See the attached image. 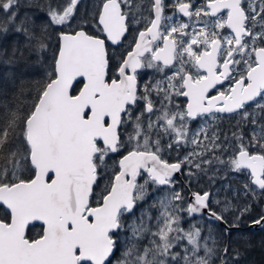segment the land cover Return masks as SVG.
I'll return each mask as SVG.
<instances>
[{
  "label": "snow or ice",
  "instance_id": "1",
  "mask_svg": "<svg viewBox=\"0 0 264 264\" xmlns=\"http://www.w3.org/2000/svg\"><path fill=\"white\" fill-rule=\"evenodd\" d=\"M81 4L0 0V37L22 38L0 46L6 63L69 29L43 77L0 101V264H240L212 227L183 224L199 215L227 235L264 199V0ZM173 151L185 154L170 163ZM222 170L242 187L189 199L175 179L212 187Z\"/></svg>",
  "mask_w": 264,
  "mask_h": 264
},
{
  "label": "trees",
  "instance_id": "2",
  "mask_svg": "<svg viewBox=\"0 0 264 264\" xmlns=\"http://www.w3.org/2000/svg\"><path fill=\"white\" fill-rule=\"evenodd\" d=\"M93 2L94 0H82V4L80 5L81 12H90ZM68 30L69 29L63 26H53L49 29V32L52 34L51 41L49 42L46 40L45 43H50V47L44 52H33L31 55L26 54V59L17 61L16 63H6L3 58H0V101L7 100L11 102L14 96H19L21 91L27 93L32 87L33 82L43 77L44 66L50 62L58 43L57 34L61 31ZM17 40H20L22 43V38L15 35L0 37V46L9 47L16 43ZM123 47H127V42H125ZM122 50V48L115 49L117 55H119ZM109 51L111 52L113 49L110 47ZM20 98L23 99V97ZM175 154L181 156L183 152H175ZM118 157L117 155H113L109 164L117 160ZM176 158L174 160H176ZM97 191H99V189H97ZM188 193L187 189H185L186 196H188ZM261 203L263 206L264 199H261ZM2 217L3 212L0 211V218ZM218 229L220 232L222 230L224 233L223 227L218 226ZM38 230L39 225H37L35 229H31L30 235H34ZM241 234H244L246 237H251L252 247L250 249H245L244 243L240 239ZM262 239H264V228L258 231L248 230L237 236H233L231 242L228 244H230L232 248H237L240 252L244 253V256L240 260V264H264V248H262L259 243Z\"/></svg>",
  "mask_w": 264,
  "mask_h": 264
},
{
  "label": "flooded vegetation",
  "instance_id": "3",
  "mask_svg": "<svg viewBox=\"0 0 264 264\" xmlns=\"http://www.w3.org/2000/svg\"><path fill=\"white\" fill-rule=\"evenodd\" d=\"M167 14L171 15V12L169 11ZM181 18L186 19L183 17H181ZM149 75H151V73H149ZM145 79H147V77H145ZM213 94H215V93H213ZM236 119H238V118H233V117L225 114L222 118V121L220 122V127L224 131H228L231 128V126L236 123ZM202 122L203 121H201L200 119H197L195 121H191L190 123L193 126H196V125H200ZM176 157H177V155L175 154L174 151L171 153H166L164 156V158L168 159L170 163L176 162V160H174ZM118 159H119V157L117 158V160ZM209 175H212V173L210 172ZM175 179L178 182V188L187 189V191L189 192L188 194H190L191 192L200 191L201 187H203L204 190H210L213 192L216 191L217 189H222L223 186L228 185V184H231L234 188L242 187V184L245 181V177L243 175H241L239 173H235V172H228L226 174L223 170L220 171L218 173V175L216 176L214 186H212V187H209L210 181L208 180L207 176H204L200 179L199 185L196 182H193L190 186H187V187H186L187 177L185 175L181 174L180 176H176ZM150 189H151V187H150ZM223 195H224V193L221 192L220 197H218V198L222 199ZM230 195H231V193H229V196ZM247 199L249 201H251V197H248ZM241 201L242 202L244 201V197L242 196V194H241ZM261 204H262L261 200H259L257 202H253L251 211L248 214H246V216L243 218V222H242L240 228L239 229H235V228L231 229L229 234H227V235H225L222 232V230L220 232V230L218 229V226L225 228L224 224H221L219 222L213 223V222H210L206 219H202L200 216H194L192 219L202 222L201 225H203L205 234H207V228L209 226L212 227L214 232L218 236L219 246L222 248L225 244H228L231 242V239L233 236H237L238 234L246 232L248 230L258 231V230H261L264 228V225L262 226V228H255V229H253L249 226L252 220L260 217L261 215H264V205L262 206ZM261 206H262V210H261ZM226 219H228L229 224H231L232 217L230 214L226 216ZM216 264H219V261H216Z\"/></svg>",
  "mask_w": 264,
  "mask_h": 264
},
{
  "label": "rangeland",
  "instance_id": "4",
  "mask_svg": "<svg viewBox=\"0 0 264 264\" xmlns=\"http://www.w3.org/2000/svg\"><path fill=\"white\" fill-rule=\"evenodd\" d=\"M201 125V124H200ZM200 125H196V126H193L191 123H190V128L191 129H196V128H198V127H200ZM183 152V151H182ZM185 153L183 152V154L181 155V156H183ZM150 192H151V189L149 190ZM157 194H159V193H153V195H151L150 197H149V203L151 202V200L154 198V196L155 195H157ZM185 220H186V222L183 224V227H185L186 229L188 228V226L190 225V224H193V223H196L197 224V226L198 227H200L201 226V221H199V223H197L198 222V220H194V219H190L189 220V218H187V216H185ZM188 220V221H187ZM204 235H207V234H205V233H203Z\"/></svg>",
  "mask_w": 264,
  "mask_h": 264
},
{
  "label": "water",
  "instance_id": "5",
  "mask_svg": "<svg viewBox=\"0 0 264 264\" xmlns=\"http://www.w3.org/2000/svg\"><path fill=\"white\" fill-rule=\"evenodd\" d=\"M181 174H176V176H180ZM175 176V177H176ZM194 193V192H191L189 194V199L191 198V194ZM196 216H199V215H196ZM222 224V223H221ZM263 225H255V226H251V228L255 229V228H262Z\"/></svg>",
  "mask_w": 264,
  "mask_h": 264
}]
</instances>
